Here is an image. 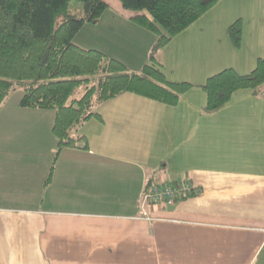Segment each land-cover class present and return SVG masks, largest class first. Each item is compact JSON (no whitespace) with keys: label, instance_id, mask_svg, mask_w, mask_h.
I'll list each match as a JSON object with an SVG mask.
<instances>
[{"label":"crops","instance_id":"crops-1","mask_svg":"<svg viewBox=\"0 0 264 264\" xmlns=\"http://www.w3.org/2000/svg\"><path fill=\"white\" fill-rule=\"evenodd\" d=\"M99 48L140 71L157 35L106 0ZM106 14L109 17H105ZM105 18V19H104ZM242 20L236 47L228 27ZM177 104L124 92L77 131L89 146L58 152L56 111L7 99L0 111V264H264V83L206 111L201 84L264 57V0H219L156 53ZM199 192L141 204L150 178Z\"/></svg>","mask_w":264,"mask_h":264},{"label":"trees","instance_id":"trees-1","mask_svg":"<svg viewBox=\"0 0 264 264\" xmlns=\"http://www.w3.org/2000/svg\"><path fill=\"white\" fill-rule=\"evenodd\" d=\"M71 1L0 0V111L17 87L23 91L22 106L54 109L52 130L58 139V152L66 147L87 148L88 139L77 131L89 119L102 118L98 107L124 92L177 104L181 95L195 85L169 79L156 53L219 0H120L126 9L136 12L133 20L137 24L157 35L151 62L140 71L131 70L99 48H86L75 41L86 23L100 21L109 8L107 1L80 0L81 14L71 7ZM60 16L64 19L59 23ZM228 34L240 47L241 19L228 27ZM262 83L264 57H258L250 72L225 68L200 85L207 94L205 109L217 111L236 90H256ZM168 182L176 184L179 180Z\"/></svg>","mask_w":264,"mask_h":264},{"label":"built area","instance_id":"built-area-1","mask_svg":"<svg viewBox=\"0 0 264 264\" xmlns=\"http://www.w3.org/2000/svg\"><path fill=\"white\" fill-rule=\"evenodd\" d=\"M192 191H198L193 183L181 180L176 184L162 178H153L150 188L145 189L141 197V204H173Z\"/></svg>","mask_w":264,"mask_h":264},{"label":"rangeland","instance_id":"rangeland-1","mask_svg":"<svg viewBox=\"0 0 264 264\" xmlns=\"http://www.w3.org/2000/svg\"><path fill=\"white\" fill-rule=\"evenodd\" d=\"M116 1H120V0H116ZM71 7L73 9H76V11L79 14H81L83 12V2L80 1V0L71 1ZM105 17H109V16L106 14ZM63 19H64V16H60L59 19H58L59 23ZM88 24H91V23H87V25ZM87 27H89V28H86L81 34H79L77 36V40L79 42H81L82 44H85V45H92L94 47L100 46L99 41L102 39V36H103V35H101V31L102 30L106 31V27H103V26L99 27V32H97L95 30V27H93V26H87ZM20 92H22V88L21 87H17L15 89H13L11 91V93L9 94V96L7 97V99H9V98L16 99L19 96ZM78 95H80V93H78L77 96Z\"/></svg>","mask_w":264,"mask_h":264}]
</instances>
